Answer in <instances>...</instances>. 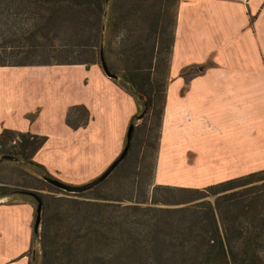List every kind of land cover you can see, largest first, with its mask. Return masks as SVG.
Segmentation results:
<instances>
[{
	"label": "trees",
	"instance_id": "16d2710c",
	"mask_svg": "<svg viewBox=\"0 0 264 264\" xmlns=\"http://www.w3.org/2000/svg\"><path fill=\"white\" fill-rule=\"evenodd\" d=\"M178 1L0 0V66L87 68L99 64L102 51L118 85L143 103L130 120L142 114V123L134 124L127 153L112 172L127 162L143 167L147 155L155 157V168ZM194 73L180 72L186 78ZM88 120L83 105L66 112L72 129ZM45 140L0 131V156L29 165L38 184H20L42 200L34 264H264V169L202 188L156 184L140 196L108 186L103 191L111 172L91 189L70 194L44 181L54 177L33 159ZM45 188L50 192L40 191ZM8 196L29 195L0 183V198Z\"/></svg>",
	"mask_w": 264,
	"mask_h": 264
},
{
	"label": "crops",
	"instance_id": "0c3cea01",
	"mask_svg": "<svg viewBox=\"0 0 264 264\" xmlns=\"http://www.w3.org/2000/svg\"><path fill=\"white\" fill-rule=\"evenodd\" d=\"M184 68L197 73L186 78ZM71 82L81 99L69 100ZM73 105L88 110L84 127L66 124ZM138 107L99 64L0 66V131L45 136L33 159L68 184L95 178L116 158ZM261 169L264 0H180L154 182L202 188ZM34 209L0 201V264H28Z\"/></svg>",
	"mask_w": 264,
	"mask_h": 264
},
{
	"label": "rangeland",
	"instance_id": "374dc122",
	"mask_svg": "<svg viewBox=\"0 0 264 264\" xmlns=\"http://www.w3.org/2000/svg\"><path fill=\"white\" fill-rule=\"evenodd\" d=\"M172 8V11L174 13H177L178 3ZM107 11L105 13V16L107 15ZM110 60H114L115 56L114 54L109 53L108 54ZM116 62V61H114ZM118 65L120 66V62L117 61ZM119 68V67H117ZM66 73H69V75H73V71L66 70ZM70 86H66V90L69 92V100H78L81 99V93L83 89L76 88L77 83L71 82L69 84ZM75 88H72L74 87ZM139 108L137 112H140L141 109H143V103L141 100H139ZM56 108H59V106H56ZM142 118L138 117L134 120V124H141ZM155 121L151 123V125L155 126ZM141 134V133H139ZM140 136V135H139ZM138 141H136V144ZM142 151V149H141ZM148 154H150L147 151ZM156 153H154L155 155ZM154 162L155 157L147 155L145 159V166L142 167V164L139 163L138 166L133 167L130 164H133L132 162H127L125 165L119 167L114 172H112L106 183L102 186L103 191L107 189V186L111 188L112 190L127 195L129 193H134L137 196H140L142 192L151 191L152 187L156 185L154 182ZM34 175L32 168H30L29 165H25L21 163L20 160L13 158L12 160L3 159L0 161V183H6L8 186L20 188L23 191V189H30L22 187L24 182L31 183L33 186H37V182L32 178ZM54 177V176H53ZM58 179L57 177H54ZM93 179V178H92ZM91 180V179H90ZM88 180V181H90ZM86 181V182H88ZM86 182L80 183L84 184ZM20 185V186H19ZM37 190V189H36ZM43 193H49L50 189L45 188V190H40ZM209 199H213V196L207 197ZM21 200H31L29 196H8L4 198H0V201L3 202H16ZM37 244H34L32 248V252L29 253L28 257L32 261V264H34L33 255L35 254V251L37 250Z\"/></svg>",
	"mask_w": 264,
	"mask_h": 264
},
{
	"label": "water",
	"instance_id": "95a60500",
	"mask_svg": "<svg viewBox=\"0 0 264 264\" xmlns=\"http://www.w3.org/2000/svg\"><path fill=\"white\" fill-rule=\"evenodd\" d=\"M99 65L102 70V72L110 78L116 79L117 76L112 73L105 62L103 52L100 51V56H99ZM142 115V114H141ZM141 115L139 117H141ZM134 128L133 123H129L126 134H125V143L120 151V153L116 156V158L95 178L91 179L90 181L80 184V185H73V184H68L65 183L59 179L56 178H49V177H43V180L46 181L47 183L51 184L52 186L70 194L74 193H80L83 191H86L88 189H91L92 187L96 186L99 184L101 181H103L111 172L112 170L123 160L125 157L128 147L130 145L131 137H132V131ZM3 159L7 160H12L13 157L9 155H2L0 156V161ZM23 194L33 196L36 200V205H35V217H34V223H33V231L37 232L39 228V223H40V216H41V211H42V200L34 194L32 190H23Z\"/></svg>",
	"mask_w": 264,
	"mask_h": 264
}]
</instances>
